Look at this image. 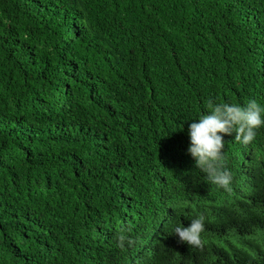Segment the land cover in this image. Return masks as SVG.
Returning <instances> with one entry per match:
<instances>
[{"label":"trees","instance_id":"trees-1","mask_svg":"<svg viewBox=\"0 0 264 264\" xmlns=\"http://www.w3.org/2000/svg\"><path fill=\"white\" fill-rule=\"evenodd\" d=\"M0 264H264V0H0Z\"/></svg>","mask_w":264,"mask_h":264},{"label":"bare ground","instance_id":"bare-ground-1","mask_svg":"<svg viewBox=\"0 0 264 264\" xmlns=\"http://www.w3.org/2000/svg\"><path fill=\"white\" fill-rule=\"evenodd\" d=\"M134 252V251H133Z\"/></svg>","mask_w":264,"mask_h":264}]
</instances>
